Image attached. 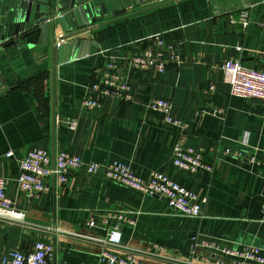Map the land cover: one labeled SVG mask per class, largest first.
Here are the masks:
<instances>
[{"label": "crops", "instance_id": "crops-1", "mask_svg": "<svg viewBox=\"0 0 264 264\" xmlns=\"http://www.w3.org/2000/svg\"><path fill=\"white\" fill-rule=\"evenodd\" d=\"M157 1H134L81 29L85 32L61 44L82 39L95 46L62 64L57 53L52 61L49 44L38 45L35 35L24 40L32 47L1 50L0 87L10 89L0 95V176L13 208L25 218L0 220V259L43 241L53 249L50 264H99L105 233L87 222L98 223V216L113 209L130 212L135 221L121 228L116 250H131L144 264H181L175 260L184 259L181 251L192 238L228 249L254 245L264 257V166L224 155L230 150L264 161V106L231 97L221 70L225 61H233L264 71V0ZM54 33L67 36L57 23ZM156 35L179 43V64H169L161 74L128 71L127 58L154 51L149 39ZM105 71L127 75L133 101L111 97L99 110H84L88 86ZM151 98L171 102L172 116L187 125L181 134L163 126L161 116L147 107ZM180 138L202 150L211 172L173 168L172 148ZM34 149L51 158L66 151L88 162L119 161L142 179L164 174L206 199L203 217L174 215L161 198L143 197L83 170L62 187L51 179L49 192L27 196L17 186V162ZM9 151L13 156L6 158ZM193 250L194 258H217L210 250Z\"/></svg>", "mask_w": 264, "mask_h": 264}, {"label": "built area", "instance_id": "built-area-1", "mask_svg": "<svg viewBox=\"0 0 264 264\" xmlns=\"http://www.w3.org/2000/svg\"><path fill=\"white\" fill-rule=\"evenodd\" d=\"M243 26H246V15L243 16ZM155 50H145L139 55H131L126 60L130 72H156L163 73L169 64H179V43L166 40L161 35L150 38ZM114 69L113 64L107 65V70ZM223 82L229 87V95L244 100H257L264 106V71L247 69L238 62L225 61L221 66ZM213 91L214 87L209 86ZM90 97L82 104L84 110H99L107 98L114 97L123 103L133 101V92L127 75L103 72L97 81L88 86ZM147 107L161 116L163 126L171 128L180 134L186 129L185 122L171 114L172 104L162 98H151ZM66 125L74 129L75 122L66 121ZM245 143L246 141L243 140ZM264 154V151L262 152ZM225 156L241 160L249 166H264V161L255 156L242 158L239 152H224ZM13 156L11 151L5 153L6 158ZM171 164L174 169L194 174L199 170L211 172L213 167L205 162L202 150L197 146H188L180 139L172 148ZM17 186L27 196H39L50 190V181L54 180L59 186L68 183L69 178L83 170L87 175L101 174L106 180L129 189L143 197L161 198L166 201L170 213L201 219L205 198L197 196L193 191L187 190L176 181L164 174L152 172L147 179L135 176L129 165L112 161L105 164L84 161L80 156L70 152H60L51 158L50 154L40 149H34L22 156L18 162ZM264 212V203L262 205ZM97 223L94 218L87 222L89 228H100L105 237L101 241L98 254L99 264H144L141 258L131 250L119 252L121 247V228L133 227L135 221L130 212L123 209H113L103 212ZM25 214L13 208L12 201L6 194V181L0 176V220L10 222H24ZM193 244L189 258L177 259L181 264H264L261 249L254 245H244L238 249H228L209 243L191 239ZM195 247L210 250L217 258L209 262L204 258H194L191 255ZM193 248V249H192ZM52 246L43 241L33 243L29 252L15 249L0 259V264H50L52 259Z\"/></svg>", "mask_w": 264, "mask_h": 264}, {"label": "water", "instance_id": "water-1", "mask_svg": "<svg viewBox=\"0 0 264 264\" xmlns=\"http://www.w3.org/2000/svg\"><path fill=\"white\" fill-rule=\"evenodd\" d=\"M134 1L137 0H0V52L14 44L32 47L24 40L35 35L38 45L49 44L53 62L56 53L58 64L83 57L90 45L95 46L94 42L75 39L61 43L82 34L85 31L81 29L89 25L110 19ZM148 1L151 0H138ZM56 23L67 36L55 37ZM9 89L0 87V95ZM192 244V240L185 243L181 251L184 258H189Z\"/></svg>", "mask_w": 264, "mask_h": 264}, {"label": "rangeland", "instance_id": "rangeland-1", "mask_svg": "<svg viewBox=\"0 0 264 264\" xmlns=\"http://www.w3.org/2000/svg\"><path fill=\"white\" fill-rule=\"evenodd\" d=\"M152 1V0H151ZM157 0H154V2H156ZM149 2V1H148ZM158 2V1H157Z\"/></svg>", "mask_w": 264, "mask_h": 264}]
</instances>
